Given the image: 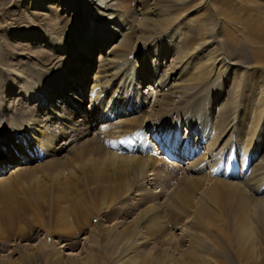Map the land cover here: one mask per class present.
I'll return each mask as SVG.
<instances>
[{
    "label": "rangeland",
    "instance_id": "obj_1",
    "mask_svg": "<svg viewBox=\"0 0 264 264\" xmlns=\"http://www.w3.org/2000/svg\"><path fill=\"white\" fill-rule=\"evenodd\" d=\"M93 1L100 6L105 0ZM256 1L190 0L178 10L165 12L163 17L156 16L154 9L163 8L166 5L164 1L130 0L129 11L134 22L131 24L133 40L130 50L137 49L131 62L138 61L140 57L143 62L150 54L152 50L147 53L139 48L146 44V37L154 34L158 37V50L163 51L165 48L168 52L178 49L182 44L190 47L201 40L209 39L220 42L219 48L227 60L233 59V56L236 58L237 54H244L245 59L241 62L250 67L249 73L264 77V39L256 42L246 28L228 20L233 15L238 20L263 19L264 2L260 0L263 3L261 6ZM145 10H149L150 14L141 15ZM31 11H26L19 0H0V174L9 172L10 169L23 170L22 176L19 175L20 180L7 183L10 191L3 190L0 186V264H44V257L32 258V255L40 253L48 244H54L58 248V252L62 253V260H67V257L83 259L90 255L95 264H107L108 258L116 253V247L119 252L122 246H117V243L114 246L100 239L102 233L113 229L115 225L120 226V229L130 225L138 229V215L148 207L154 210L155 218L165 226V231L159 235H146L144 243L137 247L136 253L129 254L128 264H161L160 259L165 253H172L178 260H185L195 249L197 240L204 241L210 247V252L206 255L209 264H264V253L259 260H253L256 245H261L260 237L253 236L245 244L240 243L243 254L238 257L233 251L231 241L227 239L226 242L220 235L226 229L223 219L218 217L220 210L216 203L218 197L214 186L218 182L230 183L242 188L248 196L264 200V192L255 196L250 191L252 187L248 181L249 174L243 179H229L216 169L187 173L185 158L177 160V164L172 159H166L164 154H157L153 164L143 166L132 175L130 168L137 163L130 162L129 159L149 158L147 153L143 152L144 155L133 149L131 143L117 142L119 144L116 146L115 142L104 143L100 139H94L92 135L82 136L80 129L62 134L66 131L60 120L54 121L41 113L46 101H26L23 96L25 87L21 85L23 79L26 84L37 86V78L32 74L33 64L46 69V64L49 63L45 50L36 55L38 48L20 38L28 29L27 22L35 16ZM52 24L59 26L60 22L56 20ZM229 33L236 39L234 44L227 42ZM157 47L154 45L151 49ZM118 51H122L120 46L115 47L114 53ZM87 53L84 46V50L77 57H83ZM30 55L37 57L39 61L35 62ZM154 55L160 60L161 56L155 52L148 57ZM20 61L24 63L19 64ZM141 62L139 59L138 64H142ZM169 62L170 59L166 66ZM9 70L14 72L11 74ZM148 72L149 70H143L142 74ZM97 79L102 81L99 77ZM147 85L154 84L148 81L141 90L143 97L147 96L143 100V111L141 109L129 116L133 120L137 119L141 125L150 118L153 110V89H149ZM3 96L7 97L8 102L3 101ZM34 105L37 107L31 109ZM39 116L43 121H38ZM175 117L174 115L173 121ZM35 119L39 124L44 123V135L39 137L35 148L34 144L27 146L21 156L18 151L24 143L18 126H26L30 120ZM87 120L92 124V117ZM150 127L143 129V137L150 140L153 150L159 152V147L168 149L174 139L171 137L172 133L169 137L164 136V128L160 127L154 131L158 135L153 137L148 132L153 130L154 125ZM237 127L234 134L220 137L222 140L217 145H232L238 153L244 146L250 145L251 149L258 144L262 153L255 163L264 160V122L261 120L256 127L252 143L241 140L249 136L245 124ZM200 129L201 125L196 126L195 130L198 133ZM196 132L193 131V134ZM30 133L35 135L34 132ZM188 133L189 130L182 127L181 136ZM215 133L218 135L219 132L215 130ZM190 144L194 145L195 142L191 141ZM98 147L105 151L106 160L116 154L117 162L121 158L125 160L114 175L109 171L110 176L102 187L74 173L76 170L73 165L74 161L89 163L91 159L97 158ZM171 148L166 149L167 154L170 155L171 152V155H175L174 150H178L179 146L174 144ZM202 152L204 153V149ZM112 161H106L107 165L110 166ZM57 175L65 180L61 187L64 192L60 194H56V190L51 188L47 191ZM215 181L217 182L214 183ZM180 197L185 201L179 200ZM75 204L78 205L76 209ZM5 209H8L9 215L5 213ZM63 221L68 231L62 229ZM139 231L142 234L141 226Z\"/></svg>",
    "mask_w": 264,
    "mask_h": 264
},
{
    "label": "bare ground",
    "instance_id": "obj_2",
    "mask_svg": "<svg viewBox=\"0 0 264 264\" xmlns=\"http://www.w3.org/2000/svg\"><path fill=\"white\" fill-rule=\"evenodd\" d=\"M19 1L26 11L32 10L35 14V18L27 22L28 29L20 38L38 48L36 55L45 50L49 62L46 69L33 64L32 74L37 78V86L26 84L23 79V96L30 102L39 99L46 101L41 113L54 121L60 120L66 131L62 134L80 129L82 136L92 135L94 139H100L104 143L115 142L116 146L119 144L117 142L131 143L133 149L149 155L146 159H129L130 162L137 163L130 168L133 175L143 166L153 164V159L157 158L151 146L149 147L147 138L143 137V129H150V126L154 125L153 130L148 133L155 137V134L158 135L154 132L156 128L163 127L164 136L169 137L172 133L171 137H174L168 149H164L167 157L178 161L185 158L187 173L216 169L222 171L223 176L229 179H243L249 174L248 181L252 187L250 191L255 196L264 192V160L255 163L262 153L258 144L251 149L250 145L244 146L238 153L232 145H217V142L222 140L220 137L234 134L237 125L241 124H245L250 136L241 140L252 143L256 127L261 120L264 122V85H261L264 83V77L249 73L250 67L241 62L245 59L244 54H237L236 58L233 56V59L227 60L219 48L220 42L209 39L201 40L190 47L182 44L174 51L168 52L165 48L161 51L157 47V34H154L146 37V44L139 49L144 52L152 50L149 55L155 52L161 56L160 60H157L155 55H148L143 62L141 57L138 58L142 63L139 65L137 60L131 62V57L136 54L137 49L130 50L133 40L131 24L134 23L129 11L130 0H105L103 5L99 3L100 6L93 0ZM162 1L166 5L154 9L156 16L164 17L165 12L178 10L190 0ZM256 2L263 5L260 0ZM140 14L147 16L150 12L145 10ZM56 20L60 22L59 26L52 24ZM228 20L246 28L256 42L264 39V18L260 21L255 18L238 20L233 15V18L229 17ZM228 37L230 38L227 42L234 44L236 39L230 33ZM154 45L157 48L153 50L151 48ZM84 46L88 53L77 57L78 53L84 50ZM116 46H120L122 51L114 53ZM30 58L35 62L39 61L37 57L30 55ZM169 59L170 62L166 66ZM20 62L19 64L24 63ZM93 70H96L95 73H92ZM143 70L149 72L142 74ZM98 77L102 81H98ZM148 81L154 84L147 85L149 89H153V110L150 118L141 125L137 119L133 120L129 116L140 112L141 109L143 111V100L147 96L143 97L141 90ZM184 88L186 90H183ZM3 101L8 102L7 97L3 96ZM34 107L37 106L34 105L31 109ZM174 115L176 117L173 121ZM91 117L93 122L89 124L87 119L90 120ZM40 120L42 118L39 116L38 121ZM43 124L37 123L35 119L30 120L26 126H18L20 138L24 143L18 151L21 156L27 146H37L39 137L45 132ZM199 125L202 129L197 133L195 129ZM182 127L189 130L185 136H181ZM215 130L219 132L218 135ZM193 131L196 132L195 135ZM191 141L195 144H190ZM174 144L179 146L178 150H174L175 155H171V152L170 155L167 154V150H171ZM160 149L159 147L158 150ZM97 150V158H90L89 163L74 161V173L102 187L110 176L109 171L114 175L125 160L121 158L117 162L115 153L116 156L110 157L113 163H109V166L106 161L110 159L106 160L103 148L98 147ZM91 154L93 155L92 151ZM11 170L0 174V186L3 190L10 191L7 183L11 180L16 182L20 180L19 175L22 176V169ZM63 183L65 180L57 175L52 179L47 191L51 188L56 190V194H60L64 192L61 188ZM214 188L220 210L218 217L223 219L226 229L220 234L221 237L225 241H231L233 251L238 257L243 254L240 251V243L245 244L253 236L260 237L261 245H256L253 254V260H259L264 253V200L248 196L242 188L230 183L218 182ZM179 200L185 201L182 197ZM77 206L75 204L74 208ZM4 211L9 215L8 209ZM64 222L62 229L67 230ZM137 223L138 229L133 225L122 229L115 225L113 229L102 233L100 239L114 246L115 243L122 246L119 252L116 247V253L108 258L107 264H128L129 254L136 253L137 247L144 243L146 235H159L165 231V226L157 221L151 207L140 212ZM140 226L142 234L139 231ZM39 252L32 255V258L42 256L45 258L44 264H95L90 255L85 256L88 259L67 257L69 261L65 258L62 260V253L58 252L54 244H48ZM209 252L210 247L204 241L197 240L195 249L187 259L178 260L172 253H165L160 260L161 264H209L206 258Z\"/></svg>",
    "mask_w": 264,
    "mask_h": 264
}]
</instances>
